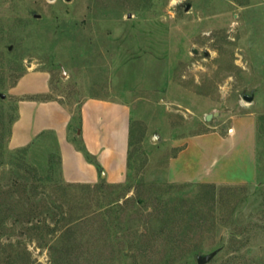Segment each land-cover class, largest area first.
I'll use <instances>...</instances> for the list:
<instances>
[{
	"label": "rangeland",
	"instance_id": "374dc122",
	"mask_svg": "<svg viewBox=\"0 0 264 264\" xmlns=\"http://www.w3.org/2000/svg\"><path fill=\"white\" fill-rule=\"evenodd\" d=\"M51 99L75 115L68 139L96 166L95 182L67 178L55 131L14 141L15 127L23 134L35 120L34 111L18 124L21 103ZM89 99L130 111L121 180H108L77 134ZM248 117L253 181H171L182 148L176 167L200 171L216 136L200 137L229 135ZM236 154L215 172L240 177ZM67 166L80 174L72 152ZM199 255L264 264V0H0V264H199Z\"/></svg>",
	"mask_w": 264,
	"mask_h": 264
},
{
	"label": "crops",
	"instance_id": "0c3cea01",
	"mask_svg": "<svg viewBox=\"0 0 264 264\" xmlns=\"http://www.w3.org/2000/svg\"><path fill=\"white\" fill-rule=\"evenodd\" d=\"M44 87V89L30 91L45 93L49 90L48 84ZM34 111L35 120L31 118L29 127L27 130L25 129L26 131L23 134H17L15 127L14 141L19 144H26L43 131H55L58 133L62 144L63 164L67 178L75 182H95L98 178L96 166L88 163L82 152L77 150L75 145L68 139L69 128L77 123L74 120L75 115L58 99L24 101L20 105L21 117L18 124L20 125L24 117L29 115L33 117ZM80 119L81 127H78L77 134L78 136L82 135L88 150L96 155L100 164L104 166L108 180L123 179L128 152V124L130 122L128 107L120 102L89 99L82 105ZM230 131L229 135L216 132L200 137L216 136L212 139V145L203 143L204 147L202 148L200 160L198 159V162L202 165L200 171L193 172L192 169L188 172L183 165H180L179 168L176 167V163L182 162V158L185 160L183 156L187 153L188 144L182 148L176 156L169 160V168L175 172V176H172L171 181L215 184H246L253 181L256 175H254V172L256 173V155L255 135L250 118L235 121ZM70 152H72L77 162V168L80 172L78 175L73 176L71 171L67 169ZM119 154L122 155V158L124 155L123 164L121 162L117 163ZM235 154L237 156L233 164V170L239 172L240 177L225 178L226 176H221L215 172L214 167L221 159H231ZM83 174L87 177H84ZM250 174H253V176L251 177Z\"/></svg>",
	"mask_w": 264,
	"mask_h": 264
},
{
	"label": "water",
	"instance_id": "95a60500",
	"mask_svg": "<svg viewBox=\"0 0 264 264\" xmlns=\"http://www.w3.org/2000/svg\"><path fill=\"white\" fill-rule=\"evenodd\" d=\"M194 52H196V50H194ZM205 54L208 55L207 52H206ZM243 98H244L245 100H247V101H250V102L253 100V97H252V96H249V95H247V94H245V95L243 96ZM218 114H219L218 112H215V113H209V114L206 115V119H207L208 121H210V120L213 119L214 116H217ZM153 140L155 141V140H156V137H154ZM210 258H211L210 256H201V255H199V256L197 257V261H198L199 264H206V263L210 260Z\"/></svg>",
	"mask_w": 264,
	"mask_h": 264
}]
</instances>
